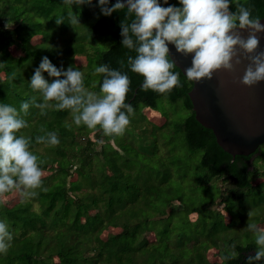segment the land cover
I'll return each instance as SVG.
<instances>
[{
    "label": "trees",
    "instance_id": "obj_1",
    "mask_svg": "<svg viewBox=\"0 0 264 264\" xmlns=\"http://www.w3.org/2000/svg\"><path fill=\"white\" fill-rule=\"evenodd\" d=\"M158 2L162 7H182L179 0H168L167 4L164 0ZM239 2L252 7L254 16L264 18V0ZM113 5L115 4L108 3L106 7L111 8ZM35 7H25L24 10L28 14L26 16L31 18L32 26L19 17L7 16L8 11L5 9L0 11V73L3 75L2 78L0 76V104H8L19 110L21 103H30L32 97H36L37 103L42 102V94L30 87L31 77L44 57L58 67V61L54 59L60 55L61 43L79 40V32L71 37L74 25L67 20L69 11L79 13V24L85 28V37H89L88 43L95 45L107 40L112 42L108 49L96 53V66L108 65L113 70H121L119 61L125 62L123 71L131 80L126 103L135 109L130 117L141 108L146 109L149 114L157 111V102L161 98H165L170 104L181 102L182 107L189 113L175 126V132L183 135L190 153H200L194 171L196 185L209 186L214 184L211 181L226 179L232 188L228 190L225 200L230 197L246 199L253 189L264 185V181L251 184V178L257 173L256 164L252 160H264V144L246 157L232 158L219 148L212 132L196 122L187 96L192 81L182 75L179 69L176 71L180 72L181 87L166 94L141 90L144 78L127 68V56L135 57L136 53L122 44L120 25L127 17L126 8L104 15L102 6L94 0H91V4L80 6L66 5L63 0H44L39 7ZM229 10L236 11L235 3H230ZM94 16L98 17L89 25V20ZM61 17L64 22L58 25L56 19ZM131 19L134 16L129 18V22ZM8 24L14 26L10 28ZM79 24L75 25L78 31L81 30ZM37 35L43 41V46H31L30 40ZM53 42L60 48L55 53L48 49ZM47 43L50 45H46ZM10 47L17 48L22 56H12L8 51ZM78 51L79 53L73 55L85 56L87 69L90 70L86 75H90L93 72V63L85 53L82 54L83 48ZM73 57L70 61L72 65ZM42 75L49 83L55 79L47 72ZM96 77L95 89L99 92L103 74L95 75ZM45 111L46 115H41L39 109L30 106L28 114L24 116L28 127L17 135L23 134L32 138L31 150L44 161L41 165L43 170L49 168L50 173L43 177V187L47 191L37 190L39 194L35 198L22 199L11 207L0 204V221L8 223L13 235L7 254L0 253V264H210L206 259V252L211 247L206 248L200 259L195 261L192 258L190 260L188 255H185L188 260H185V256L176 257L175 249L182 250V236L170 228L171 221L167 224L165 210L158 208L154 197L148 196L143 203L137 204V211L132 209L136 198H128L126 193L133 196L138 190H146L147 186L141 188L121 185V173L124 171V174H128L125 168L120 170L118 159L123 158V154L108 143H104L99 152L92 149L98 137L103 136L99 129L95 130L98 131L97 134L95 132L96 137L90 138L89 133L94 130L83 125L76 126L72 117H69L70 110L52 108ZM157 115L158 122L162 119L159 118V113ZM148 119L154 120V117L152 119L151 115ZM66 121L72 125L71 129L65 128ZM163 121L162 124L158 122L160 128L168 123V120ZM74 130H77L79 136L75 137ZM45 131L57 132L60 143L56 146L37 144L35 137L43 135ZM105 145L111 147L112 152H105ZM38 147H43L44 152H38ZM98 155L101 156V161H98ZM218 198L221 200V197ZM216 199L211 205H215ZM175 207L177 211L182 210V207ZM92 210L97 211L89 215ZM212 213L222 219L219 212ZM120 219H123L122 222H118ZM107 227H120V231L105 239L100 238V233ZM167 228L170 235L167 234ZM150 233L154 237L151 242L146 237ZM229 244L231 248L235 246L234 250L238 255L235 259L222 261L221 264H249V257L256 254L252 245L240 246L231 241ZM197 245L198 242L195 246ZM54 257L57 262L53 260ZM251 264H264V259L253 260Z\"/></svg>",
    "mask_w": 264,
    "mask_h": 264
},
{
    "label": "clouds",
    "instance_id": "obj_2",
    "mask_svg": "<svg viewBox=\"0 0 264 264\" xmlns=\"http://www.w3.org/2000/svg\"><path fill=\"white\" fill-rule=\"evenodd\" d=\"M63 2L69 6L91 4V0ZM179 3L182 7H162L158 0H126V4L117 2L109 8L108 0H99L104 15L127 7V17L120 25L122 44L136 53L135 57L127 56V68L144 78L141 90L166 94L182 86L176 62L169 58V44L184 56L194 54L191 66L184 70L190 81L211 80L218 70L232 72L242 62L241 57L248 65L240 83L252 87L264 81V51L257 52L260 43L257 33L264 32V25L259 16L253 15L252 7L239 0H179ZM230 3H235V12L229 10ZM67 20L72 26L79 24L78 15L72 11L67 13ZM63 22V17L56 19L58 25ZM238 29H247V38ZM119 63L121 70L108 65L95 67L94 75L103 74L97 93L85 87L82 71L71 66L66 71L58 69L44 57L30 81L31 89L42 94V102L37 103L36 97H32L30 103H21L19 110L0 104V204L14 191L25 200L38 196L37 190L47 191L43 187L44 161L31 150L32 138L17 135L28 127L24 116L30 106L39 109L41 115H46L45 110L50 108L70 110L78 127L99 129L105 136L124 135L135 109L126 103L131 80L123 71L124 60ZM43 72L54 77V81L49 83ZM64 126L72 127L67 121ZM35 142L56 146L60 140L57 132L45 131L35 137ZM248 215L251 217L253 213L250 211ZM247 230L254 234L258 248L255 256L249 257L251 264L253 260L264 259V228L248 223ZM12 240L8 223L0 221V253L7 254ZM232 249L220 257L221 261L237 257L234 245Z\"/></svg>",
    "mask_w": 264,
    "mask_h": 264
},
{
    "label": "rangeland",
    "instance_id": "obj_3",
    "mask_svg": "<svg viewBox=\"0 0 264 264\" xmlns=\"http://www.w3.org/2000/svg\"><path fill=\"white\" fill-rule=\"evenodd\" d=\"M41 3H44V0H0V11L5 9V11H8L7 16L19 17L20 20L32 26L31 18H28L26 16L28 14L24 13L25 7L27 9L35 6L39 7ZM75 14L80 19L79 13ZM97 17H92L88 24H93ZM7 26L12 28L14 25L8 24ZM78 26L81 30H76L74 25L70 35L73 37L75 33L79 32L77 34L79 40L71 43H61L60 55L54 60L58 61V69L63 68L66 71L71 66L74 70L79 69L82 71L84 82L87 81V83L85 82L86 88L98 93L95 89L97 83L95 75L98 74H93L95 67H97L95 64L96 53L108 49L112 42L107 40L98 42L95 45L90 44L88 43L89 37H85V28L81 24ZM47 33L44 32V34ZM30 44L39 47L43 46V41L37 35L30 40ZM46 45H50V43ZM82 48L84 49L82 54L85 53L84 55L88 56L93 63V72L90 75H86L90 70L87 69L88 62L85 56L73 55L79 53L78 50ZM48 49L55 53L60 48L57 43L53 42ZM8 51L12 56H22L17 48L10 47ZM72 57L73 65L70 62ZM0 76L2 78V73H0ZM156 112L159 113V118L162 119L158 120L159 124H162L163 120H168L166 126L160 128L161 125L157 122L156 117L158 115ZM188 114L182 107L181 102L170 104L165 98H161L157 102V111L149 114L146 109L141 108L135 115L130 117V123L123 136H105L99 130L104 138L99 136L92 149L99 152L103 148V144L108 143L123 154L124 157L118 159L120 160V170L123 171L125 168L128 174H124V171L121 173L123 175L121 185L141 188H144V185L147 186L146 190L143 192L138 190L133 196L126 193L128 198H136L132 209L137 204L143 203L148 196L155 198L159 205L158 208L161 211L165 210V217H168L167 224L171 221L170 228L175 229L182 236L180 240L182 250L175 249L176 257L181 258L188 255L190 260L192 258L195 261L200 259L206 248L211 247L206 252V259L210 264H221L220 257L222 253H228L232 250L231 244H229L230 241L240 246L252 245L255 247V251L258 250L255 236L247 230V225L248 223H255L257 227L264 228V185L253 189L246 199L230 197L227 200H225L227 198L226 194L232 188V185L226 179L221 178L211 181L214 184L209 186L196 185L194 180L196 172L194 171L200 153H190L191 151L185 145L183 135L175 132V126L181 123ZM151 115L154 120L148 119ZM95 132L98 133V131H93L89 133V137H96ZM74 133L75 137L79 136L77 130H74ZM37 151L44 152V148L38 147ZM104 151L112 152V149L105 145ZM101 160V156L98 155V161ZM252 162L256 164L257 173L251 178V184L256 185L264 181V160L253 159ZM52 165L55 166V163L52 162ZM93 165H95V161ZM44 173V177L47 176L50 173L49 168L45 169ZM218 197H221V200ZM22 199L19 193L14 191L7 194L6 202L2 205L11 207ZM215 199V205L213 206L211 204ZM175 206L182 207V210L177 211ZM96 211H90L89 215L95 214ZM212 211L219 212L222 219ZM250 211L253 213L251 217L248 215ZM122 220L120 219L118 222H122ZM119 231L120 227H107L100 233V238L105 239L108 235ZM167 234L170 235L168 228ZM146 237L150 242L154 240L152 233L147 234ZM197 242L198 245L195 246ZM186 259L189 258L185 256ZM53 260L57 262L56 257Z\"/></svg>",
    "mask_w": 264,
    "mask_h": 264
},
{
    "label": "water",
    "instance_id": "obj_4",
    "mask_svg": "<svg viewBox=\"0 0 264 264\" xmlns=\"http://www.w3.org/2000/svg\"><path fill=\"white\" fill-rule=\"evenodd\" d=\"M99 2V0H94ZM125 3L126 0H108V3ZM127 9V7H125ZM264 25V18L260 19ZM247 38V29H238ZM260 43L257 52L264 51V32L257 33ZM169 47V58L186 76L194 54L184 56L175 46ZM235 65L232 72L218 70L211 80L192 81L187 93L196 122L212 132L216 144L232 158L249 156L264 144V81L248 87L240 83L248 61Z\"/></svg>",
    "mask_w": 264,
    "mask_h": 264
}]
</instances>
